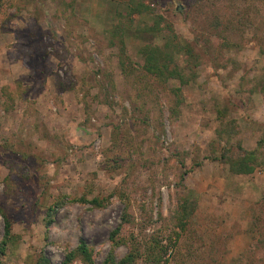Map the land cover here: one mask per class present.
<instances>
[{"label":"rangeland","instance_id":"obj_1","mask_svg":"<svg viewBox=\"0 0 264 264\" xmlns=\"http://www.w3.org/2000/svg\"><path fill=\"white\" fill-rule=\"evenodd\" d=\"M127 1L9 0L0 16V241L5 215L17 238L3 264H61L81 238L97 264L134 243L137 264H155L152 244L160 264H264V43L254 21L264 23V5L158 0L154 14L201 57L180 101L179 81L142 69L140 48L161 42L138 29L153 14L134 16L126 53L110 41ZM219 12L224 22L251 19L217 36ZM240 147L260 149L251 174L214 160ZM108 195L102 208L70 201ZM185 198L196 208L182 229ZM61 199L47 227L48 208ZM127 203L133 220L114 246L110 233Z\"/></svg>","mask_w":264,"mask_h":264},{"label":"trees","instance_id":"obj_2","mask_svg":"<svg viewBox=\"0 0 264 264\" xmlns=\"http://www.w3.org/2000/svg\"><path fill=\"white\" fill-rule=\"evenodd\" d=\"M9 0H0V16L7 7ZM264 5V0H257ZM158 3V0H128L125 4L124 10L120 12V18L126 19L128 23L124 24L122 19L108 31L110 41L115 42L121 48L122 53H126V46L124 37L126 33L132 30V23L135 20V15H143L145 13L153 14L154 21L151 25H145V27L138 28L143 32H149L153 37L161 38L160 43L149 42L140 48V54L143 58L142 69L146 75L154 77L162 82H168L169 80H177L180 86L175 89L178 95V100L181 101L182 87L188 84L190 81L196 80L198 76L197 67L200 65V54L196 51V45L186 38L179 36L172 21L165 19L162 15L154 14L153 6ZM249 13V12H248ZM237 14H239L237 12ZM239 16L237 21L235 15L227 18L223 21L222 14L219 12L214 21L215 33L220 36L222 31H237L242 29V23H249L250 17ZM255 36L260 44L264 43V36L260 33V30L264 27V23L256 21ZM225 23V27L222 29L221 24ZM129 25V26H127ZM117 37V38H115ZM182 58V62L180 60ZM121 65L124 71H128L125 59L122 58ZM264 91V85H263ZM259 147L248 150L242 147L239 148L237 155L233 154L231 150H225L220 158H214V160H220L221 162L227 163L229 169L236 174H251L254 171V164L260 158ZM188 172V171H186ZM186 172H183L181 179L182 182L185 178ZM111 195L106 197L95 196L91 199L87 197L71 198L72 202H83L91 203L95 208L105 207L110 200ZM125 200V197H122ZM61 201L56 202L54 205H50L47 211L46 225L49 227L53 222V216L56 210L62 206ZM180 209L177 210V220L179 226L185 229L191 214L195 211L196 204L191 205L189 199L185 198L184 201L179 205ZM2 213L3 210L0 207ZM132 214L130 211L129 203L125 204L121 221L118 226L111 231L110 240L114 246L119 245L122 241L119 237L121 230L126 224L132 223ZM17 238L12 232V224L9 218L5 215V233L3 239L0 241V264H3L2 256L6 254L9 244H14ZM156 245L152 244L147 251V256H150L155 264H160L162 256L155 249ZM163 247V246H161ZM166 249V248H165ZM142 257L141 248L137 243H134L130 252L124 257L118 259L111 250L101 264H137L139 258ZM80 260L82 264H97L94 258L93 248L87 243L84 238H81L79 244L74 248L66 252L65 257L61 264H73L76 260ZM38 264H52L48 258H41Z\"/></svg>","mask_w":264,"mask_h":264}]
</instances>
